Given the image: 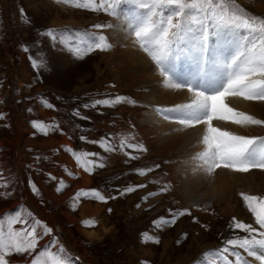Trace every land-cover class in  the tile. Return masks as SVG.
<instances>
[{
  "label": "rangeland",
  "instance_id": "374dc122",
  "mask_svg": "<svg viewBox=\"0 0 264 264\" xmlns=\"http://www.w3.org/2000/svg\"><path fill=\"white\" fill-rule=\"evenodd\" d=\"M84 2L0 0V220L6 226L12 214L19 212L28 221L24 227L39 221L38 233L51 229L34 251L14 253L7 257L8 264L41 261L39 253L53 242L49 251L60 253L70 248L61 255L75 258V264H223L227 254L222 249L231 247L228 240L252 238L234 228V218L252 224L258 232L264 231L242 199V194L264 199V195L251 190L264 187L262 179L256 178L253 184L231 182V188L215 200H190L185 195L186 155L196 146L190 144L185 149L188 137L182 135L186 132L167 127L178 125V116L163 119L159 125L154 122L150 112L156 110L150 90L138 71L140 64L136 67L133 63L139 62L138 50L148 55L147 50L155 47L160 55L157 45L171 42L160 63L151 57L158 76L164 81L173 78L187 88V71L179 69L194 64L199 81L204 77L201 87L209 94V82L219 84V80L206 77V69L221 54V46L239 49L242 56L249 51L260 54L264 28L259 23L248 28L244 22L264 19V0L228 3L224 6L226 19L217 31L207 26L203 0H110L111 14L76 6ZM119 23L128 26L133 51L117 38ZM50 30L64 31L65 43H53L47 35ZM193 33L198 34L193 37ZM100 35L111 47L83 54V49ZM153 36L156 39L144 48L142 41ZM77 41L83 58L69 47ZM182 58L186 63L182 64ZM166 66L169 72L164 71ZM235 68L236 64L227 67L230 75ZM217 92L221 91L205 99L208 106L204 110L202 107L200 118L213 117L211 98ZM116 97L124 100L111 106H93L96 100L113 101ZM177 107L182 116H189L190 112H184L189 105ZM261 111L264 115V102ZM262 120L259 130L264 139V116ZM37 122L45 125L47 134L34 127ZM256 142L259 139L251 144ZM130 144L145 150L130 148ZM100 145L112 150L106 151ZM73 152L97 154L81 155V165L87 160L95 162L89 165L91 172L77 164ZM50 156L57 157L60 167L51 162ZM101 164L103 167H99ZM45 166L46 183L42 185ZM141 171L146 174L140 175ZM5 184L7 187L2 186ZM32 184L38 192H33ZM90 190L99 191L106 202L84 196L74 199L77 193ZM229 199L233 212L226 205ZM94 208L98 215L93 213ZM88 212L97 216L84 214ZM180 212L188 214L176 216L175 224H164ZM233 250L249 264H260L242 249Z\"/></svg>",
  "mask_w": 264,
  "mask_h": 264
},
{
  "label": "bare ground",
  "instance_id": "6f19581e",
  "mask_svg": "<svg viewBox=\"0 0 264 264\" xmlns=\"http://www.w3.org/2000/svg\"><path fill=\"white\" fill-rule=\"evenodd\" d=\"M127 35L128 26L126 27L124 23H119L116 36L120 41L128 45L130 51H133L131 47L134 44L129 41V36ZM221 47V54L216 56L217 59L213 58V61H210L209 68L207 67L206 69L208 71L205 74L206 77L214 76L219 80V84L209 82L211 86L210 93L224 91L227 85L237 77H246L247 80L243 87L231 89L229 94L224 98V101L217 102L214 115L211 119L200 118L199 116L204 113V108L208 106H205V99L208 96L210 97V93L207 94L203 91L205 87L201 86L203 85L204 77L199 81L196 71L197 68L194 67V64L184 66L188 75L185 84L187 85L189 83V86L185 88L181 84L174 82L173 78L172 80L165 79L164 81V79L158 76L156 70L153 69L155 65L151 58L154 54L157 55V49L155 47L147 50L149 52L148 55L145 54V50L144 52L138 50L139 62L136 63L135 61L133 63L135 66L140 64L138 71L143 77L144 81H142L145 87L150 90L149 97L152 98L151 101H153L152 103L156 110V112H150L151 116L154 117V122L159 125L162 124L161 121L163 119L168 120L172 119L174 115L178 116L175 117L181 120L178 122V125L168 124L167 127L179 128L182 132H186L185 135H182L188 137L186 143L183 144L185 149L190 144L196 146L192 153L186 155L188 172H185V195L190 200L196 199L195 201L197 203H201L203 200H215L218 194L227 192L226 189L231 186V182L244 183L247 181L248 184H253L256 178H261L264 186V170L255 167V165L261 163V153L264 152V139L261 137L263 134L259 130L261 121H263L262 117L264 116L261 111V104L264 102V58L257 51H249L242 56L243 53L239 49ZM214 48V51L217 52V47ZM187 53L190 54L189 52ZM184 60L185 58H182V64L186 63ZM149 62L150 64H148ZM230 64L233 66L236 64V68L232 71L231 75L229 74V70L227 71V67H231ZM143 67L147 68L142 70L141 68ZM203 69L204 66L201 65L200 70L204 71ZM164 71L169 72L170 68L166 66L164 67ZM255 82L260 83L253 90L252 85ZM179 104L189 105V108H186L184 111L190 112L187 118L182 116V112L178 111L177 105ZM214 130H219V132L227 134L222 139L227 142L228 146L246 148L242 159L253 165L251 170H254V172L251 170L248 172H237L233 171L230 167H217L214 165L212 161L215 160L217 153L216 148L211 143ZM178 135L180 136L181 134ZM256 139H259V143L256 142L250 145L242 143L244 140L254 142ZM260 144L261 149L259 147ZM83 184L86 186V183ZM251 190L258 195H264V187H257L256 189L254 187ZM230 204L232 203L229 199L226 204L229 210ZM147 211L148 209H146ZM224 212L228 213L227 211ZM226 216L228 217L230 215ZM71 250L74 252L73 248Z\"/></svg>",
  "mask_w": 264,
  "mask_h": 264
},
{
  "label": "snow or ice",
  "instance_id": "6c2138e0",
  "mask_svg": "<svg viewBox=\"0 0 264 264\" xmlns=\"http://www.w3.org/2000/svg\"><path fill=\"white\" fill-rule=\"evenodd\" d=\"M70 2V0H68ZM234 3L235 0H203V3L207 6L206 8V16L208 17L206 23L210 31H217L221 24L224 23L226 17L224 15V6L228 3ZM112 3H106L105 0H85L84 3L77 4V7L85 8L92 11L104 10L106 14H111L109 12L110 5ZM219 4L220 7H217ZM219 21V23H217ZM259 23V25L264 28V19L258 18V20H253L251 22L245 21L244 26L248 28H254L255 25ZM95 28H104V25H95ZM203 23L201 24V31L203 30ZM166 34V33H165ZM198 33H193V37H195ZM47 35L53 41V43H65V35L66 33L62 30H50ZM181 35H183L181 33ZM137 36H140V33H137ZM156 37L153 36L151 39L145 37L142 41V46L144 48H148L149 45L155 40ZM194 42V39H193ZM171 42H164L163 44L157 45V47L161 50L160 55H153V59L160 63V60L163 59L164 55L167 53L168 46ZM259 52L262 58H264V40L260 41ZM175 47L174 44L171 45ZM69 47L74 50H77V55L79 58H83V55L80 51V42L77 41L75 43H70ZM111 47V44L107 42V38L104 35H100L96 38L95 43H89L86 49H83V54L91 52L93 50L99 51H107ZM181 47H186V45H181ZM181 72L185 71L183 66L179 69ZM167 71V69H165ZM246 77H237L236 79L232 80L228 85L227 88L217 93V95L211 98L212 100V110L215 111V107L217 102L224 101V98L229 94L231 89L241 88L246 84ZM260 82H255L252 85V89L255 90ZM124 100L123 97H116L113 101L110 100H96L93 106L96 105H104V106H111L113 103H120ZM47 107H53L51 104H47ZM0 119H3L0 116ZM34 127L38 128L42 132H45V125L43 123H34ZM226 133H221L219 130L213 131V136L211 137L212 145L218 150L216 153L215 160L212 161L215 166L217 167H230L233 171L237 172H248L253 168V165L246 162L242 159L246 148H234L227 145V142L222 139V137L226 136ZM81 139H85L81 137ZM96 143V142H93ZM245 145H250L252 143L251 140H244L242 141ZM102 148H105L106 151H111L110 147H106L105 145H100ZM128 147L133 149H138L140 151H144L142 146L130 144ZM72 151V150H69ZM83 157L88 156H95V153H82ZM81 155H76L73 152L74 159L76 160L77 164L84 167V170L87 172H91L92 168L89 165H94V161L87 160L85 164L81 165ZM261 163L255 165L256 168L260 170H264V152L261 153ZM99 167H103V165H99ZM146 171H141L140 175H145ZM71 175V173H69ZM63 183V182H61ZM3 187H7V185H2ZM32 190L34 193L38 192L37 187L32 184ZM57 191H61L60 188ZM129 192L133 191L132 188L128 189ZM81 196L86 198H92L95 200H99L102 202H106V198L97 190H90V191H81L76 194L74 199L78 200ZM242 199L245 202L246 206L248 207L249 211L255 217V223L259 226L260 230H264V199H261L257 196L251 195H244L242 194ZM255 202V203H254ZM259 207V210H258ZM188 213L180 212L173 216L171 221H164L165 225L175 224L176 223V216H183ZM28 221L23 219L19 212L12 214V218L8 219L7 225L5 226L2 220H0V264H8L7 257L12 254H20V253H31L37 248L38 242L40 239L43 238V235H47L51 229H45L43 234L37 232L36 225L39 224V221H35V223L30 227H24ZM21 225L19 228L14 227V225ZM233 226L235 229L241 230L244 233H247L249 237H245L243 239H232L228 240L227 244L231 247H224L222 249L223 253L227 254L223 257V264H249V261L243 259L241 253L239 251H234V248L242 249L248 257H253L256 261H259L260 264H264V231H259L258 229L253 227L252 224H245L243 222L236 221L235 218L233 219ZM258 235L262 238H256L255 235ZM146 239H151L148 237V234H144ZM158 242V241H154ZM53 244L48 245L45 247L40 253V256L46 257L47 260L45 264H75V258L71 256L64 257L61 253L64 251L63 249L60 250V253H53L49 251ZM219 252L220 250H214ZM231 256L233 259H229L228 257ZM32 264H41L39 259H33Z\"/></svg>",
  "mask_w": 264,
  "mask_h": 264
},
{
  "label": "crops",
  "instance_id": "0c3cea01",
  "mask_svg": "<svg viewBox=\"0 0 264 264\" xmlns=\"http://www.w3.org/2000/svg\"><path fill=\"white\" fill-rule=\"evenodd\" d=\"M59 147H61V146H59ZM51 157V156H50ZM57 158V157H56ZM55 157H51V162H53V164L55 165V164H57L58 166L60 165L55 159H56ZM54 159V160H53ZM56 162V163H55ZM17 164V162L15 161V165ZM60 167V166H59ZM42 172H43V174H42V181H41V184L42 185H45V183H46V170H47V167L45 166V167H43L42 168ZM43 187V186H42ZM89 187V186H88ZM43 198V197H42ZM44 200H46L45 198H43ZM46 201H48V200H46ZM68 207H69V205H68ZM90 207H92V206H90ZM89 207V208H90ZM100 206H97V208H99ZM97 208H94V212L93 213H96L97 215H98V213H99V211H96V209ZM87 210H88V207H87ZM89 213H91V212H88V213H84V214H89ZM93 213H91V214H93ZM44 214V213H43ZM96 214H93V216H97ZM102 214V213H101ZM104 214V213H103ZM45 215V214H44ZM45 216H47V215H45ZM47 218H49V220L50 221H52L53 222V220H52V218H50V216L48 217L47 216ZM2 220V219H1ZM4 221V220H3ZM2 221V222H3ZM7 222V221H6ZM54 223V222H53ZM66 253H68V251L70 252V248H69V250L67 251V250H65V249H63ZM64 251H63V253H64ZM151 253V254H153V252H152V250H149V249H147V253ZM46 260H47V258L46 257H43L42 258V260H41V264H43V263H45L46 262Z\"/></svg>",
  "mask_w": 264,
  "mask_h": 264
}]
</instances>
